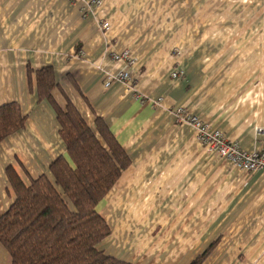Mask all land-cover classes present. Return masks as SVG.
Returning <instances> with one entry per match:
<instances>
[{
	"label": "crops",
	"instance_id": "0c3cea01",
	"mask_svg": "<svg viewBox=\"0 0 264 264\" xmlns=\"http://www.w3.org/2000/svg\"><path fill=\"white\" fill-rule=\"evenodd\" d=\"M109 29L103 30L104 24ZM129 50L134 68L115 65ZM51 67L52 96L91 126L102 118L130 166L99 205L112 229L109 256L131 264H264V173L208 154L179 109L247 152L264 150V0H0V107L16 103L24 130L0 145V218L26 185L68 158L37 71ZM128 70L131 92L106 88ZM176 75V76H174ZM0 264H10L0 244Z\"/></svg>",
	"mask_w": 264,
	"mask_h": 264
},
{
	"label": "trees",
	"instance_id": "16d2710c",
	"mask_svg": "<svg viewBox=\"0 0 264 264\" xmlns=\"http://www.w3.org/2000/svg\"><path fill=\"white\" fill-rule=\"evenodd\" d=\"M36 80L39 101L55 107L68 158L59 157L50 175L29 186L16 179V201L0 218V244L10 264H131L102 249L112 229L98 212L130 157L102 118L91 126L70 100L65 110L56 105L53 68L37 71ZM26 121L18 104L0 107V145L24 130ZM214 249L211 245L192 264H205Z\"/></svg>",
	"mask_w": 264,
	"mask_h": 264
},
{
	"label": "built area",
	"instance_id": "2783aa9c",
	"mask_svg": "<svg viewBox=\"0 0 264 264\" xmlns=\"http://www.w3.org/2000/svg\"><path fill=\"white\" fill-rule=\"evenodd\" d=\"M88 1L97 6L102 5V0ZM109 26L106 23L102 28L103 30H107ZM111 59L115 65L125 66L128 69L136 66V61L131 58V52L129 50L115 52L112 54ZM107 76L106 88L116 83L126 86L129 92L134 88V79L128 70L115 75L107 74ZM175 117L178 123L188 124L195 129L197 142L208 154L219 156L239 172L264 173V150H257L251 153L245 151L238 142L228 140L221 130L211 127L200 117L191 115L183 109L177 110ZM257 133L258 135L264 136V128H258Z\"/></svg>",
	"mask_w": 264,
	"mask_h": 264
}]
</instances>
